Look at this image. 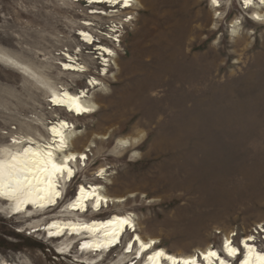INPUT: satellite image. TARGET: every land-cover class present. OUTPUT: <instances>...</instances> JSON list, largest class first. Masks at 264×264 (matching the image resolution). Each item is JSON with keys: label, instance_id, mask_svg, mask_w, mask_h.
I'll use <instances>...</instances> for the list:
<instances>
[{"label": "rangeland", "instance_id": "1", "mask_svg": "<svg viewBox=\"0 0 264 264\" xmlns=\"http://www.w3.org/2000/svg\"><path fill=\"white\" fill-rule=\"evenodd\" d=\"M241 1L223 0L216 13L211 0H136L106 17L74 0H0V49L32 71L30 79L0 63V146L65 118L76 127L72 148L90 154L54 210L13 215L0 204V264L117 261L130 234L106 255L77 246L60 255L72 238L31 232L61 212L81 182L129 198L88 216L132 213L144 238L174 253L219 249L225 237L255 233L264 223V19L253 21L255 9ZM86 20L95 32L118 22L121 42L103 43L115 52L107 75L77 34ZM83 47L77 58L88 70H62L64 53ZM93 77L101 84L89 86ZM52 88H87L94 111L74 117L52 107ZM102 167L106 179L97 178Z\"/></svg>", "mask_w": 264, "mask_h": 264}, {"label": "bare ground", "instance_id": "2", "mask_svg": "<svg viewBox=\"0 0 264 264\" xmlns=\"http://www.w3.org/2000/svg\"><path fill=\"white\" fill-rule=\"evenodd\" d=\"M106 1L116 2L118 0H106ZM133 1L136 2V0H129V4L127 6H129L130 4H133L131 6V8L134 7ZM222 1L223 0H217V3L213 4L212 0H211V2H210L211 7L215 9L216 13L219 9H221ZM241 3L244 6L243 7L244 10H248L251 8L255 9L253 11V15H252L253 21L263 20V19H257V17L264 18V12H263L264 3H261V0L260 1L259 0L258 1L251 0V3L247 4V5L245 4V0H242ZM87 13L89 15H93V16L95 15V14H90L88 11H87ZM220 14H221V12H219V15ZM89 23H90V21H89ZM234 25H237V23L235 22L232 25V27ZM116 26H117L116 29H119V26L118 25H116ZM79 30H80V34H78L79 36H83L82 35L83 33H87L88 36L91 38V40L93 39V36H92L93 34L91 35L89 33L90 31H87L84 28H82V30L80 28ZM116 32L118 33L119 31H116ZM109 35L111 36L110 32H109ZM115 40L121 42V40H119V39H115ZM115 40H113V41H115ZM81 41L84 44L87 43V40L85 38H84V40H81ZM101 43H102V46L99 48L101 50L99 56L102 57L101 60L103 61L102 65L104 67L102 69V71H104V72H102L101 75H107L109 72V67L111 65L110 64L111 57L115 54V52L111 48V46H108V44L104 45L103 44L104 41ZM86 46H88V44H86ZM105 49H107L108 51L106 52ZM81 52H83L82 48H80L78 50V52H76V56L79 53L81 54ZM64 55L67 57L68 61H64L63 65L61 64L62 70L69 72V73H74V74L80 73V72L83 73V72H86V69L88 70V68H86V66H83V65H81V63L78 62V59H79V58H77L78 56L72 57L70 54H65V53H64ZM0 63L17 70L19 73H21V74L27 76L28 78L32 79L31 78V75H32L31 72L32 71L29 69V67L27 65L7 56L6 53H4L1 49H0ZM65 64L70 65V67L65 68L64 67ZM99 84H101V82L96 77L90 78V81L88 83L89 86H95V85H99ZM51 93H52V95L50 97L52 98V102L54 99H60V100L65 101V103L63 105L54 103V107L57 106V107H55L56 109H61V110L64 109V111H66L67 113L70 111V112L76 114V116H78V117H79V115L86 116L90 112L94 111V109H93L94 103H92L88 100L89 92H88L87 88H82L77 92H72L71 90H69L67 88H59V89L52 88ZM65 94H67V95H65ZM77 102L82 107L91 109V111L84 112V113H77L74 110V104ZM40 124L41 123H37L32 128V132L30 131V133L13 134L12 135L13 139H9V141H8V143H6V145L0 146V153H4L5 150L7 151L8 154L22 153L25 148L31 147L34 151H40V152L52 151L53 154L58 158L57 162H62L63 160H66L67 157H76L75 160H67L68 167L71 168L73 175H75L78 163L80 164L79 161L83 160L84 164H87V161L90 160V157H89L90 154L88 153L89 149H85V150L82 149L81 150V149H73L72 148L71 131L73 128L74 129L76 128L74 126V124L65 118H59L58 120L49 123V125L46 127L44 133H42V129L40 130V127H41ZM53 128H55L57 130L56 133H53V131H52ZM2 139L4 142L5 137H2ZM61 139H63V144H61ZM120 141L123 142L124 140H120ZM124 142L127 143L128 141H124ZM92 146L94 147L95 145H92ZM90 151H91V149H90ZM210 154L212 155V153H210ZM211 158H212V156H211ZM208 162H209V160H208ZM97 171L98 172L101 171V173L99 175H97V178H100V179H106L107 178L108 173H107L106 168L102 167V168H99ZM76 177L77 176H75L73 178V176H72L71 178H69L67 176V173L65 172L62 177L54 178L55 182L57 184V187L55 190L60 193L59 197L53 196V199H55V203L49 204L46 207H40L39 205L41 203L47 204V201L46 200H44V201L37 200V203L32 204V205H34V207H38L40 209L42 208L41 210H43V211L47 210V209H53L54 210L56 207H58L60 205V203L63 202V201H60L59 199H60V197L63 196V193H64L63 188L68 183L67 180H70V183H72ZM81 188L84 189L83 193L81 192ZM93 193L95 195H92ZM42 195H44V193H42V192L34 193V198L36 196H42ZM20 199H23V196H21ZM128 199H129L128 197L112 196V195L108 194L106 192L104 186L100 183L81 182L77 185L73 197L68 202L63 204V208H61V210H62L61 212L53 215V217H51V219H49L45 223H36L35 225H33L32 228L34 229L35 233L43 232V233H45L46 238L49 237V239L53 240V241L60 240L64 236H69L70 238H72L73 240H71L69 243L62 244L64 246L60 247L58 249L60 251V252H58V254H60V255H65V253H66L65 251L72 252V249L76 246H77L78 252H80L82 254L92 253L94 255H100V254L104 253L106 255V254H108L106 252L108 249H110V251H114V249L119 247L118 246L119 240H120L121 244L123 245V239H124L123 237H125L127 234H130V238L125 242V246L128 243H130L131 241H133L131 244L132 249H133L132 252L134 250H136V252H139V253L145 252L146 254H149V256H154L156 251H163L166 254V256L161 258L160 264H166L165 259H167V256H173L176 258H189L192 256L197 257L200 254L198 251L195 253H190V254L174 253V252L167 250L165 247L159 245L161 243L159 238H156V237L144 238L141 235L140 231L138 230V226H137L135 219H134V214H132V213L113 212L109 216L104 217V218L88 216V214H90V213H95L93 210H90V206H93L94 208L98 209V207L100 205L103 206L104 204H107L108 205L107 208H108L110 205L114 206V205L122 204V203L128 201ZM17 203H18V201L16 199H7L6 197L0 196V204H2L1 208L3 209V211L8 209L7 211L12 212L13 215L20 214V213L21 214H27V212L30 211L29 204H20L21 211L16 212L14 209H15ZM77 203L80 204V207L79 208L73 207V205H75ZM81 209H83V210H81ZM22 211H23V213H22ZM70 214H73L74 216H70ZM120 220H127L128 221L127 225H123L122 230H121V226L119 225ZM109 221H113V223L110 225V224H108ZM74 226L76 229L75 231L73 230ZM262 227L264 228V223H263ZM50 232H53V233L60 232V235H49ZM261 233L262 232L259 231V236L261 235ZM111 234H118V235L113 236ZM251 235L252 234H250L248 236H244V237L248 238ZM253 236H255V235H253ZM231 237L234 238L233 236H231ZM231 237L229 236L226 238V240H225L226 245L229 242L231 243V241H232ZM112 238L117 239V243L111 245L108 248L98 249L95 247L96 244L107 243ZM234 241L235 240L232 241L231 246H235ZM245 241L249 244H252V243L248 242L247 240H245ZM152 242H154V243H152ZM142 243H144V244L151 243L152 247L142 252L141 247H140V245ZM85 244H90V245H92V247L91 248L83 247V245H85ZM79 245H81V248H79ZM226 245L224 247H226ZM114 247H116V248H114ZM255 248H256V246H255ZM129 250L130 249H128V252H129ZM210 250L216 251L217 253H219V250L213 246H208L207 248L200 250V251H201L202 256H204V254H207V252ZM128 252L122 251V253L120 254L117 261L113 264H125L127 261H133L135 258H132V255H131L132 252L131 253H128ZM128 258H130V259H128ZM219 259H224L227 262V264H233L231 260H227V258H223L220 253H219ZM219 259L213 258L212 264H219ZM144 260H146L144 264H153V261L149 260L146 257ZM76 261L81 262L83 264H87L86 262H89V263L91 262V260L88 261V260H83L80 258L76 259ZM3 262H4V264H14V262L10 261V260H4ZM206 262L208 264V261H206ZM137 264H143L142 260H141V262L140 261L137 262ZM167 264H171V261H170V263H167ZM197 264H201L199 259H197Z\"/></svg>", "mask_w": 264, "mask_h": 264}, {"label": "snow or ice", "instance_id": "3", "mask_svg": "<svg viewBox=\"0 0 264 264\" xmlns=\"http://www.w3.org/2000/svg\"><path fill=\"white\" fill-rule=\"evenodd\" d=\"M213 4L217 3V0H212ZM251 0H245V4H250ZM264 3V0H261ZM125 6L129 4V0H124ZM257 19H264L257 17ZM84 38L91 43V38L87 33L82 34ZM107 52L108 50L105 49ZM65 68H69L70 65L65 64ZM67 95V94H65ZM53 103L63 105L64 100L54 99ZM71 110V109H70ZM74 110L77 113L89 112L91 109L82 107L78 102L74 104ZM53 133H56V129H52ZM61 144H63V139H61ZM57 157L52 151L40 152L34 151L31 147H27L22 153L8 154L5 150L4 153H0V196L6 197L7 199H16L18 201L15 211L20 212V204H36L37 200L47 201V204L41 203L40 207H46L49 204H54L55 199L53 196L59 197L60 193L56 191L57 184L55 182L56 177H62L64 173L71 178L73 172L71 168L68 167L67 160H75L76 157H67L66 160L62 162H57ZM84 189L81 188L83 193ZM44 193L42 196H36L34 198V193ZM92 195H95L94 193ZM23 196V199L20 197ZM73 207L79 208L80 204L77 203ZM83 210V209H81ZM113 221H109L108 224H112ZM127 220H120L119 225L121 230L123 225H127ZM75 231V226L73 227ZM49 235H60V232H50ZM113 236L118 234H111ZM248 241H254L255 237L249 236ZM117 243V239L112 238L107 243L96 244L95 247L108 248L111 245ZM154 243V242H152ZM244 248L247 250L244 254L243 259L239 261V264H264V251H257L253 244H249L246 241L241 242ZM83 247L91 248L92 245L85 244ZM131 247V246H129ZM141 251H145L152 247L151 243L140 245ZM225 251L227 256L230 258H237L242 254V249L235 246H231L229 242ZM166 254L163 251H156L154 256H149L148 259L153 261V264H160L161 258L165 257ZM208 264H212L213 258L219 259V253L216 251H208L207 254L203 256ZM197 257L192 256L189 258H176L173 256H167V260L171 261V264H197ZM219 264H227L224 259H219Z\"/></svg>", "mask_w": 264, "mask_h": 264}, {"label": "built area", "instance_id": "4", "mask_svg": "<svg viewBox=\"0 0 264 264\" xmlns=\"http://www.w3.org/2000/svg\"><path fill=\"white\" fill-rule=\"evenodd\" d=\"M51 106H52V104H51ZM52 107H54V106H52ZM48 239H49V237H48ZM79 248H81V245H79Z\"/></svg>", "mask_w": 264, "mask_h": 264}]
</instances>
